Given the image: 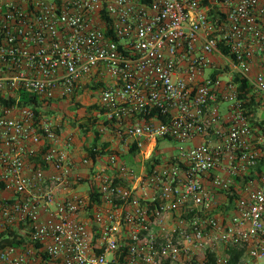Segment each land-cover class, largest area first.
Returning a JSON list of instances; mask_svg holds the SVG:
<instances>
[{
  "label": "built area",
  "instance_id": "built-area-1",
  "mask_svg": "<svg viewBox=\"0 0 264 264\" xmlns=\"http://www.w3.org/2000/svg\"><path fill=\"white\" fill-rule=\"evenodd\" d=\"M236 77L264 110V0H0V264H264V170L217 212L264 157ZM98 84L119 145L75 160L44 111Z\"/></svg>",
  "mask_w": 264,
  "mask_h": 264
},
{
  "label": "rangeland",
  "instance_id": "rangeland-1",
  "mask_svg": "<svg viewBox=\"0 0 264 264\" xmlns=\"http://www.w3.org/2000/svg\"><path fill=\"white\" fill-rule=\"evenodd\" d=\"M208 73V72H207ZM93 86V85H92ZM91 85L83 87L82 91L77 93V97L72 101H64L58 105L52 103L50 108L45 112L46 116L53 121L60 122L63 125L64 134L70 136L73 140V144L78 147L81 154L85 153V147H89L95 139H98V147L107 145L106 151L116 149L119 145V139L115 137L113 132L105 131L103 124L104 116L99 114L98 110L89 111V107L97 105L98 93L93 90ZM75 102L77 104H75ZM256 123L261 125L262 129L253 127L252 124ZM251 129L253 133L254 143H261L264 147V110L258 109L255 112ZM108 127V126H106ZM179 146H187V144H181L176 141L161 140L159 141V149L157 150V156L162 162L168 160L169 154L176 156L177 148ZM122 158L128 166H136L133 159H129V155L124 152L121 153ZM244 184H238V193H240ZM86 190V188H84ZM220 207L217 212H223L221 207L226 205L225 196L219 195ZM0 232H2L0 230Z\"/></svg>",
  "mask_w": 264,
  "mask_h": 264
},
{
  "label": "trees",
  "instance_id": "trees-1",
  "mask_svg": "<svg viewBox=\"0 0 264 264\" xmlns=\"http://www.w3.org/2000/svg\"><path fill=\"white\" fill-rule=\"evenodd\" d=\"M235 82L238 85V90H239V98L243 101V106L247 111L248 117L250 122L253 123V119H254V115L255 112L262 107V103L260 100H256L255 97L249 96V87L247 86V84L244 82V80L239 79L238 77L235 78ZM99 84L98 85H93L91 88L93 90H97L99 88ZM21 100L19 101V106L20 107H28L30 108L36 115H39L41 112V103L40 101H38L35 97L33 96H29L28 94H21ZM77 97V93H74L73 96L71 97V100L74 101V99ZM14 101H3L0 100V106L4 107V106H9L11 104H13ZM60 103V102H59ZM58 102H55V104H59ZM52 104V103H50ZM75 104H77L75 102ZM94 110H98L99 114H101L102 116H104V110L100 109L99 107L92 105L89 107V111H94ZM47 111V110H46ZM44 111V113L46 112ZM103 124L104 126H108L111 127L112 123L111 121H109L108 119L104 118L103 120ZM253 127L258 126L256 123H253L252 125ZM261 126V125H260ZM98 139H95L94 141H92L91 145L89 147H85V153L88 157L94 158L98 155H103L106 149L108 148L107 145H102L101 147H98L97 144ZM159 149V142L157 143V147H156V151ZM155 151V152H156ZM115 152V151H112ZM130 154H129V159L131 158H135L139 155L137 149L132 146L130 148ZM124 160V159H123ZM162 161L160 160V158L154 153L151 161L149 163H153V164H160ZM264 170V157L260 158V160L258 161L256 167L254 169H252V171H250L248 173V175H244L240 178L236 179V182L238 184H244L246 182L247 179H257L261 176L262 172ZM237 184V185H238ZM238 191L236 190L235 187H232L231 190L229 192H225L224 196L226 199V205L221 207V210L223 212H228L231 208H233L235 201L237 199V193ZM23 229V226H13V227H8L6 228L4 231L0 232V247L4 246V245H13V246H21L24 242H25V234L20 233V231ZM207 264H214L213 262V258L212 256H208L207 259Z\"/></svg>",
  "mask_w": 264,
  "mask_h": 264
},
{
  "label": "crops",
  "instance_id": "crops-1",
  "mask_svg": "<svg viewBox=\"0 0 264 264\" xmlns=\"http://www.w3.org/2000/svg\"><path fill=\"white\" fill-rule=\"evenodd\" d=\"M220 112H221V114H222V117H223V119H226L227 118V106L226 105H221L220 106ZM253 125V124H252ZM256 128H258V129H262V127L260 126V125H258V126H256ZM63 136H67L66 134H64V131H63ZM202 140L201 139H199V138H196V139H194L193 140V142L191 143V145H195V144H199L200 142H201ZM107 150V149H106ZM115 150V149H114ZM72 155H73V157H74V159L75 160H79L80 158H82V157H84V156H86V153H84V154H81L80 152H79V150H78V147L76 146V145H74L73 144V142H72ZM36 161V160H35ZM224 167V164L222 165V168ZM81 173H84L83 171H76V175L77 174H81ZM216 174H223V171H221L220 169L219 170H216V172H215ZM203 181H204V184L206 185V186H208L209 185V182H208V179L206 178V177H204V179H203ZM84 188L85 187H80V188H76V191L77 192H86L85 190H84ZM11 198V196L8 194V193H6L5 191H3V190H1V188H0V201H4V200H9ZM2 231V230H1Z\"/></svg>",
  "mask_w": 264,
  "mask_h": 264
}]
</instances>
